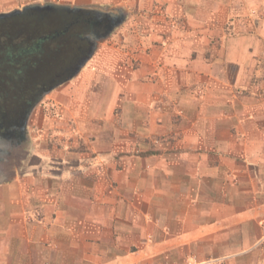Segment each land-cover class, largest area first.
Wrapping results in <instances>:
<instances>
[{
    "label": "crops",
    "instance_id": "0c3cea01",
    "mask_svg": "<svg viewBox=\"0 0 264 264\" xmlns=\"http://www.w3.org/2000/svg\"><path fill=\"white\" fill-rule=\"evenodd\" d=\"M44 2L124 19L0 163V264H264V0Z\"/></svg>",
    "mask_w": 264,
    "mask_h": 264
},
{
    "label": "flooded vegetation",
    "instance_id": "af4514ba",
    "mask_svg": "<svg viewBox=\"0 0 264 264\" xmlns=\"http://www.w3.org/2000/svg\"><path fill=\"white\" fill-rule=\"evenodd\" d=\"M84 21V28L77 35L79 44L75 52L66 62L61 60L52 69L25 70L20 64L21 58H32V53L41 47V40L29 44L27 53L18 55L13 68H0V163L11 161L12 151L19 144L20 136L24 135V126L30 110L43 99L47 89L66 79L71 67L89 51L91 42L86 35L97 36L104 28V22H97L87 14H74ZM7 67V66H6Z\"/></svg>",
    "mask_w": 264,
    "mask_h": 264
},
{
    "label": "trees",
    "instance_id": "16d2710c",
    "mask_svg": "<svg viewBox=\"0 0 264 264\" xmlns=\"http://www.w3.org/2000/svg\"><path fill=\"white\" fill-rule=\"evenodd\" d=\"M82 20L58 9L1 18L0 31L11 34L12 38L0 44V68L4 64V68H13L18 55L29 54L25 49L41 39V47L32 53V58L18 59L25 70H48L61 60L68 62L80 43L77 35L84 28Z\"/></svg>",
    "mask_w": 264,
    "mask_h": 264
},
{
    "label": "water",
    "instance_id": "95a60500",
    "mask_svg": "<svg viewBox=\"0 0 264 264\" xmlns=\"http://www.w3.org/2000/svg\"><path fill=\"white\" fill-rule=\"evenodd\" d=\"M55 9L68 13L87 14L92 16V18L95 19L97 22H104L105 23L103 28L104 32L102 33L101 37L106 36L115 26L119 25L124 19V12L120 8H111L102 5H66V4H56L52 2L30 3L24 5L22 8L14 9L9 12H2L0 13V19L18 14H25V13L43 14ZM101 37H99V39ZM87 38L91 42L89 51L87 52L86 55H84L71 67L69 75L66 77V79L62 81L74 77L82 68V66L85 64V62L89 59V57L93 54L97 46L96 41L98 38L94 36L91 37V34L86 35V39ZM52 88L53 86L47 89L44 95L47 94Z\"/></svg>",
    "mask_w": 264,
    "mask_h": 264
},
{
    "label": "rangeland",
    "instance_id": "374dc122",
    "mask_svg": "<svg viewBox=\"0 0 264 264\" xmlns=\"http://www.w3.org/2000/svg\"><path fill=\"white\" fill-rule=\"evenodd\" d=\"M10 2H12V0H0V9H10L14 6H19L21 8V4L13 6L12 3H10ZM121 36H123V34H122V32L120 30V26H119L103 41V43L105 42V46H107L109 44V45H113L115 47L116 45L111 43L112 40H115V41L121 40L122 39ZM11 38H12L11 34H7L3 31H0V44L10 41ZM13 38H15V35ZM100 44H99V46H100ZM42 100H43V102L41 101L39 103L41 105L39 108L42 111V114L44 113V115L51 116V117H59L60 116L59 105H55L53 103V101L49 98H43ZM65 139L66 138H65L64 134L57 133L54 136L53 142L55 145H59L58 141L59 140L64 141ZM184 264H223V262L219 259H216V257L213 258L212 255L207 256L206 259H204L203 261H199L198 257L196 255H192V256L186 258Z\"/></svg>",
    "mask_w": 264,
    "mask_h": 264
}]
</instances>
